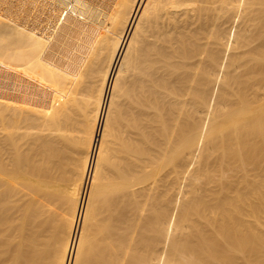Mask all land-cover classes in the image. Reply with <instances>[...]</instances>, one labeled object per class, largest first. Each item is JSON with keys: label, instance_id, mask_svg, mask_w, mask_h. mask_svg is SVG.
I'll return each mask as SVG.
<instances>
[{"label": "bare ground", "instance_id": "bare-ground-1", "mask_svg": "<svg viewBox=\"0 0 264 264\" xmlns=\"http://www.w3.org/2000/svg\"><path fill=\"white\" fill-rule=\"evenodd\" d=\"M0 264H264V0H0Z\"/></svg>", "mask_w": 264, "mask_h": 264}, {"label": "rangeland", "instance_id": "rangeland-1", "mask_svg": "<svg viewBox=\"0 0 264 264\" xmlns=\"http://www.w3.org/2000/svg\"><path fill=\"white\" fill-rule=\"evenodd\" d=\"M30 143H31V144L28 143L25 147H26V149H27L28 151H29V149H30V152L33 153V151H35V148H34L35 145H34L33 142H30ZM32 145H33V146H32ZM29 146H30V147H29ZM31 153H30V154H31ZM73 153H74V152H73ZM69 154H70V155H69ZM65 155H67L66 159L69 158L70 160H69V161H65L66 159L64 158V163H65V162H69V164L67 163L69 166L71 165V163H74V164L72 165V168H69V166L65 164V167L67 166L66 169L70 171L71 169L75 168V167H73V166L76 165V163H77V161H78V160H76V157H77V159H78L79 155H78V156H75V153L71 155V153H69V152H67ZM76 155H77V154H76ZM73 156H74V157H73ZM73 159H74V160H73ZM70 161H72V162H70ZM70 167H71V166H70ZM68 168H69V169H68ZM73 170H74V169H73ZM71 172H72V171H70V174H71ZM70 177H71V175H70ZM72 177H73V176H72ZM72 177H71V178H72ZM24 190L26 191L27 188H24Z\"/></svg>", "mask_w": 264, "mask_h": 264}]
</instances>
